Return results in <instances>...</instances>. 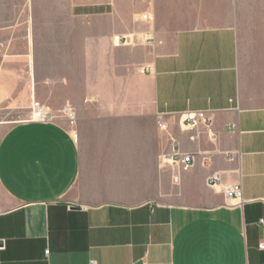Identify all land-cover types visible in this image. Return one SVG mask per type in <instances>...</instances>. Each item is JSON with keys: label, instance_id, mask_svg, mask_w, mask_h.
<instances>
[{"label": "crops", "instance_id": "obj_1", "mask_svg": "<svg viewBox=\"0 0 264 264\" xmlns=\"http://www.w3.org/2000/svg\"><path fill=\"white\" fill-rule=\"evenodd\" d=\"M33 99L57 117L0 135V264H264V0H0V113Z\"/></svg>", "mask_w": 264, "mask_h": 264}, {"label": "built area", "instance_id": "obj_2", "mask_svg": "<svg viewBox=\"0 0 264 264\" xmlns=\"http://www.w3.org/2000/svg\"><path fill=\"white\" fill-rule=\"evenodd\" d=\"M120 43L129 44L132 43L131 37L125 36L124 38H117ZM148 44L151 42H147ZM149 70V68H145ZM63 108L60 111V116L64 118V120L68 123L69 126L73 127L75 125V111L73 107L69 105L62 106ZM30 113V120L35 122H50L56 119V115L51 113L47 108H45L42 104L38 101L33 100L31 106ZM183 120L184 128L188 130L195 129L199 125H203L204 127L209 128L212 122V115L208 114L205 111H192V112H185V114H180ZM157 124L159 127H164V123L161 122V119L158 118ZM209 136L212 138V133L208 131ZM200 157L201 162L204 165H210L211 159L208 156L198 154H184L180 151H174L171 154H164L163 162H171V163H178L183 168H188V166H192L196 160ZM236 154L234 152L227 154L228 161H234ZM218 174H211L208 179V184L210 186H218L220 185V179ZM241 186L239 183H232L226 186H223L222 191L224 196L227 199L233 200L236 204H241L242 197H241ZM263 223V221H260ZM45 254H48L47 250H44ZM90 264H95V262L90 261Z\"/></svg>", "mask_w": 264, "mask_h": 264}, {"label": "rangeland", "instance_id": "obj_3", "mask_svg": "<svg viewBox=\"0 0 264 264\" xmlns=\"http://www.w3.org/2000/svg\"><path fill=\"white\" fill-rule=\"evenodd\" d=\"M32 101H31V103H32ZM35 101H37V100H35ZM30 106H31V104H30ZM30 113H31L30 108H27V110L18 108V110H11V111L3 110V111H1V113H0V135L2 133H4L5 129L7 127H9L11 124H13L15 121H21V120H24V119L30 117ZM73 127H72V130H73Z\"/></svg>", "mask_w": 264, "mask_h": 264}]
</instances>
